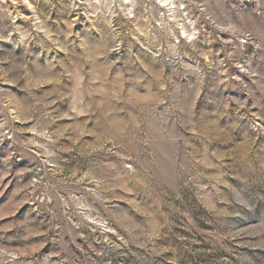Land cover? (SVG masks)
<instances>
[{
	"label": "clouds",
	"instance_id": "1",
	"mask_svg": "<svg viewBox=\"0 0 264 264\" xmlns=\"http://www.w3.org/2000/svg\"><path fill=\"white\" fill-rule=\"evenodd\" d=\"M0 197V264H264V0H0Z\"/></svg>",
	"mask_w": 264,
	"mask_h": 264
},
{
	"label": "rangeland",
	"instance_id": "2",
	"mask_svg": "<svg viewBox=\"0 0 264 264\" xmlns=\"http://www.w3.org/2000/svg\"><path fill=\"white\" fill-rule=\"evenodd\" d=\"M18 23L21 22V21H17ZM29 135H31V133H29ZM5 195H7V193H5ZM0 199H2V197H0ZM24 207H28V205H25ZM21 211H23V208L21 209ZM17 215H19V213H17ZM6 219H11V217L9 218H6ZM175 223V227L179 230L178 231V234H177V239H183V236L182 234L183 233H187L188 230L186 228H184L183 226V221H177V222H174ZM208 232V229H204L198 236H192L191 233L188 234V238L190 239H197L198 241V246L202 247L203 250L205 252H207L209 255H211L210 253V250L206 247H204V245L206 244V241L204 240V236L207 234ZM11 234V233H10ZM12 247H19V244L17 241H13L12 242ZM42 251H49L48 248H45V249H42ZM169 253H168V247L166 244H161L160 245V255L161 256H167ZM55 258V257H54ZM164 264H170L169 261H165Z\"/></svg>",
	"mask_w": 264,
	"mask_h": 264
}]
</instances>
